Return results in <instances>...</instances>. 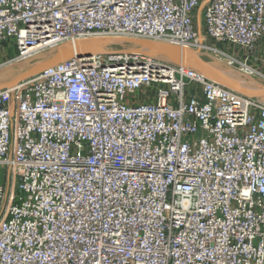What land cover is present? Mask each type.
I'll use <instances>...</instances> for the list:
<instances>
[{
  "label": "built area",
  "instance_id": "built-area-1",
  "mask_svg": "<svg viewBox=\"0 0 264 264\" xmlns=\"http://www.w3.org/2000/svg\"><path fill=\"white\" fill-rule=\"evenodd\" d=\"M129 39L264 81V0H0L6 63ZM0 178V264H264V103L158 55L0 89Z\"/></svg>",
  "mask_w": 264,
  "mask_h": 264
},
{
  "label": "water",
  "instance_id": "water-1",
  "mask_svg": "<svg viewBox=\"0 0 264 264\" xmlns=\"http://www.w3.org/2000/svg\"><path fill=\"white\" fill-rule=\"evenodd\" d=\"M126 41L130 42L136 46L134 51L137 53L158 55V56L163 55V56H165L164 58H166V59H168L174 63L184 64V65H187L190 67H192L194 65H201L202 67H204V65H206L205 62H203L192 50L186 49V48L178 46V45H171L168 43L153 42V41H146V40H134V39H129ZM101 42H102L103 46H106V44H108V42H106V41H97V40L84 42L83 43L84 45H81L82 42H77L80 44H76V43L62 44L55 49V52L53 55H51L50 57H48L47 59H45L39 63H36V64L30 66L27 70H25L16 79L10 81L8 84L0 86V89L14 87L15 85H17L21 81L32 77L33 75H35L39 71L45 69L46 67L53 65V64H55L59 61H62L64 59L70 58L72 56H78V57L87 56L91 52H93V48H92L93 46H91V45L95 44V43H101ZM163 56H161V57H163ZM208 78H210V77H208ZM220 84H222V83H220ZM222 85L227 87V88L232 89L230 86H228L226 84H222ZM250 85L254 86L255 88H257V90L264 93V85L257 83V82H254V81H251Z\"/></svg>",
  "mask_w": 264,
  "mask_h": 264
},
{
  "label": "rangeland",
  "instance_id": "rangeland-1",
  "mask_svg": "<svg viewBox=\"0 0 264 264\" xmlns=\"http://www.w3.org/2000/svg\"><path fill=\"white\" fill-rule=\"evenodd\" d=\"M115 50V51H134L135 49V45L125 41H118L116 43H108L106 44V46L100 45L96 50ZM14 48H10V47H1L0 48V86L8 84L10 81L16 79L18 76H20L25 70H27L30 66L39 63L45 59H47L48 57H50L51 55L54 54L55 50L53 51H47L45 53H42L40 55H37L33 58H30L28 60H23L21 62H17V63H6V60H8L9 58H11L14 55ZM195 53V52H194ZM203 62H205L206 65H211V67H213V69L216 70H221V71H234V72H238L237 70H235L234 67H230L228 65H226L224 62L222 61H218L215 58H213L212 56L206 54V53H200L197 54L195 53ZM163 56V55H161ZM165 57V56H163ZM237 77H239L244 83L246 82V84H251V81L260 83L262 85H264V81H262L261 79H255L252 77H247L244 76L240 73L236 74ZM211 77V76H209ZM223 84H226L228 86H230L233 90L238 91L239 93H241L244 97L248 98V99H255L258 101H261L264 103V97L262 92H258L257 89H253V88H248L245 86L244 87H239L237 86H233L231 84H229L228 82L224 81V79H219ZM262 82V83H261ZM230 89V88H229ZM1 181V178H0Z\"/></svg>",
  "mask_w": 264,
  "mask_h": 264
},
{
  "label": "bare ground",
  "instance_id": "bare-ground-1",
  "mask_svg": "<svg viewBox=\"0 0 264 264\" xmlns=\"http://www.w3.org/2000/svg\"><path fill=\"white\" fill-rule=\"evenodd\" d=\"M82 44L81 45H84L83 41H81ZM76 44H80V43H77ZM99 44L102 45V42L101 43H95V44H90L91 46H93V52H102V51H105V48L104 50H96L98 47H99ZM194 69L196 68V70L200 71L203 75H206V76H211L210 78L219 82V83H222L219 79H224V81L228 82L229 84L233 85V86H239V87H248V88H253V89H257L255 88L254 86L250 85V84H246V82L244 83L239 77L236 76V74H238L239 72H234V71H219V70H216V69H213V67H211V65H207V66H204L202 67L201 65H194L192 66ZM262 83V82H261ZM223 84V83H222ZM259 92V90H258ZM263 94V97H264V93Z\"/></svg>",
  "mask_w": 264,
  "mask_h": 264
},
{
  "label": "crops",
  "instance_id": "crops-1",
  "mask_svg": "<svg viewBox=\"0 0 264 264\" xmlns=\"http://www.w3.org/2000/svg\"><path fill=\"white\" fill-rule=\"evenodd\" d=\"M249 62L264 69V40L260 42Z\"/></svg>",
  "mask_w": 264,
  "mask_h": 264
}]
</instances>
